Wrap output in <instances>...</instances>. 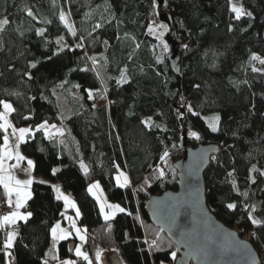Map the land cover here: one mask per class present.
Instances as JSON below:
<instances>
[{"label": "trees", "instance_id": "obj_1", "mask_svg": "<svg viewBox=\"0 0 264 264\" xmlns=\"http://www.w3.org/2000/svg\"><path fill=\"white\" fill-rule=\"evenodd\" d=\"M237 1L253 13L251 18L234 19L229 0H165L164 7L155 9L153 0H0V21H9L0 31V100L13 105L10 119L16 128L35 129L44 121L65 125L63 137L34 131L21 143V151L34 160L35 175L59 181L72 192L87 229V251L97 264L98 250L104 264L108 252L118 253L122 264H174L177 247L152 224L145 205L152 196L177 188L175 162L187 147L202 143L218 145L204 173L209 208L251 241L264 264V223L253 225L247 215L251 209L243 207L256 205L253 217L264 222V176L260 175L264 172V72H253L250 62L252 53L264 58V0ZM61 10L71 11L76 36L60 22ZM160 12L168 14L170 24L160 21ZM153 21L167 24L165 40L168 43L169 35L179 45V75L170 68V46L165 52L147 31ZM97 23L102 27L94 30ZM39 28L46 29L44 36L37 35ZM57 37H63L67 47L53 55L59 47ZM80 41L83 48L76 47ZM91 57L99 60L103 84L92 71ZM85 67L89 71H81ZM125 68L127 82L118 84ZM87 89L94 90V99L88 98ZM189 103L200 116L187 112ZM179 112L185 115L178 118ZM208 113L221 117L219 132L208 128L204 118ZM146 118H151L150 128L142 123ZM192 131L201 138L193 137ZM4 134L0 130V146ZM165 151L169 155L161 160ZM81 161L89 169L87 174ZM116 164L129 174V187L115 184ZM253 165L258 172H250ZM53 169L59 171L53 175ZM158 169L164 170L163 177ZM233 170L236 179L228 175ZM99 180L108 199L126 209L110 221L103 219L87 191ZM35 181L28 201L33 215L20 221L11 250L17 264H42L51 245L50 229L65 213L51 184ZM244 191L247 197L240 194ZM0 200H4L2 186ZM228 203H236L237 208L228 209ZM4 235L0 229V264H5ZM145 239L149 243L156 239L159 248L150 250ZM68 243L59 245L63 257L74 256Z\"/></svg>", "mask_w": 264, "mask_h": 264}, {"label": "snow or ice", "instance_id": "obj_2", "mask_svg": "<svg viewBox=\"0 0 264 264\" xmlns=\"http://www.w3.org/2000/svg\"><path fill=\"white\" fill-rule=\"evenodd\" d=\"M230 5V12L234 13V19L240 20L242 17H249L251 18L253 16V13L251 11H248L244 8L243 3L240 2L234 3L232 0H229ZM153 6L154 9L159 7V4L156 2V0H153ZM99 7V6H97ZM27 15L29 17L33 16L34 13L31 10V8L26 9ZM90 13H85V16H89ZM158 15V13H157ZM59 20L60 22L67 28V30L71 33L72 36H76L77 29L75 27V24L71 22V11L65 12L63 10L59 13ZM46 23H51V21H46ZM9 24V21L7 18L0 21V31H3L5 26ZM251 26V25H249ZM102 27L100 23H97L94 26V30ZM19 30V29H18ZM231 30V26L229 28ZM246 31L247 29H243ZM46 29L39 28L36 30L37 35L44 36ZM148 33L155 36L159 42L160 47L167 52L169 50V45L167 41L164 39V35L170 31L167 24H156L155 21L151 22L147 27ZM20 35L23 36L24 32H20ZM83 40V37L80 38ZM56 44L59 46L56 51L53 53V55H59L60 52L64 50L67 45L64 43L63 37H57L56 38ZM107 43V42H105ZM77 48H83L84 44L80 43L76 46ZM136 47L139 48L140 45L136 44ZM183 47L185 49H188V45L184 44ZM207 56L208 53H205ZM217 54L213 53V57L215 58ZM48 59H51V57H48ZM92 60V71L96 72V76L101 79V83L103 84V77L101 76V73L97 70V65L99 64V60H97L96 57H91ZM106 59V58H105ZM158 62H162V57H157ZM251 61H259L261 64H264V59H262L259 55L256 53H252L250 57ZM212 67H215V63L211 65ZM32 68H36L37 64L33 63L31 64ZM81 71H89L87 67L81 69ZM127 71V68L121 70V77L117 80V83H125L127 82V77L125 75ZM253 72H262L264 69L256 68L255 66H252ZM29 78L31 79V74H28ZM76 87H79V85H76ZM197 88H199V85H196ZM89 99H94V90L93 89H87ZM96 92H100V89L95 90ZM106 91V89H104ZM183 97H181V100L183 101ZM0 105L3 106V111H0V130H3L5 133L3 135V145L0 146V186H3V189L5 191L7 200L6 204L9 207H12L13 210L7 213L6 215L0 216V229H5L9 226H15L18 221H27L28 218L32 217L33 213L31 211L22 212L21 209L25 207L27 201L31 199L32 192H31V186L34 182V177L31 175L32 171L35 168V162L31 159H28L25 157L20 151V144L25 141V137L29 134H33L32 128H19L17 129L12 122L9 120V115L15 111L13 105L7 101L0 100ZM183 106V105H182ZM187 112L192 114L193 116H200V113L196 112L192 105L189 103L186 105ZM185 113L179 112L178 118L183 117ZM27 119V117H25ZM207 121V126L210 128L212 132H219L220 129V121L221 117L219 114L214 115L211 118H205ZM151 118H146L142 121V123L145 124L147 127H151ZM156 127H159V125H156ZM11 129V135L16 138L15 144L10 143V137L7 134L8 130ZM49 129H55V132L49 131ZM36 130H43L49 138H51L53 135H58L60 137H63L65 134L64 128H57L56 125H49L47 121L42 122L41 124L36 126ZM191 135L195 137L196 139L201 138V134L197 131H192ZM62 144L64 143V140L60 141ZM169 155L167 151L163 153V155L160 157L161 160H165V158ZM15 160L14 164H8V161ZM26 161L27 167H21V163ZM81 167L83 168L85 174L88 173L89 169L87 165L83 163V161L80 162ZM116 169V174L114 177L115 184L119 188H127L129 187L131 181L128 175L120 170V166L118 164L114 165ZM17 170L21 173H23L27 178L20 179L16 171ZM59 171V169H53L52 174L55 175L56 172ZM235 170L233 172L228 173L229 176H232ZM259 169H257L256 165H253L250 172L255 173L258 172ZM159 176L163 177L165 175V172L163 169H158ZM260 175L264 176V172H260ZM249 179L252 183L256 182V178L254 175H250ZM39 183L43 184L46 183V181H38ZM232 187L236 192H240L239 188L237 187V183L235 180H232ZM53 191L55 192V198L58 201H63L65 209H75V217L71 215H66V213H62V215L65 217V219L69 222V227H62L61 222L57 221L54 226L50 229L51 239H52V246L48 249L45 258L42 260V264H49V258L52 261H56L57 264H77L76 260L73 259H63L61 260L59 257V249L58 244L60 241H66L71 236L75 235L79 238L81 242H84L86 240V228H81L77 226V219L81 216V212L79 207L77 206V203L75 199L70 194H65L62 191V187L59 184H53L51 185ZM87 191L95 197L98 205L99 210L101 214L103 215V219L105 221L112 220L117 213H123L126 211L124 207H122L119 203H112L108 200L107 195L104 194L103 188L99 181H95L94 183L90 184L87 188ZM241 195L247 197L248 192L244 191L243 193H240ZM15 197V199H13ZM226 207L230 210H235L237 208L236 203H228ZM245 210L251 209L250 211H247L248 218L251 220V223L253 225H260L262 222L259 219H256L253 217V212L256 210V205H243ZM109 230L111 229V225H108ZM71 229V230H70ZM162 230V229H161ZM158 235V234H157ZM18 232L13 230H9L5 234V239L3 240V248L5 255L9 258L8 264H13V261L15 260V257L13 256L12 249L15 246V241L17 239ZM145 244L148 245L149 249L159 248V244L157 243L156 239H153L150 243L147 239L144 241ZM73 248L69 247L68 251H72ZM75 255L77 257H82L85 261H88V264H93L92 259L89 258V255L87 252L82 251L81 245H75L74 246ZM207 254V253H205ZM171 256L173 259L176 257V252H172ZM102 257V252L98 250L95 254V260L100 261ZM163 264V262H161Z\"/></svg>", "mask_w": 264, "mask_h": 264}, {"label": "water", "instance_id": "obj_3", "mask_svg": "<svg viewBox=\"0 0 264 264\" xmlns=\"http://www.w3.org/2000/svg\"><path fill=\"white\" fill-rule=\"evenodd\" d=\"M159 7L165 0H156ZM33 19L35 15L31 16ZM161 22L170 24L166 12L159 13ZM168 60L172 72L180 74L179 45L167 35ZM218 145L202 143L189 146L175 162L178 185L152 196L145 210L152 224L164 231L177 247L174 264H260L261 258L250 240L221 220L209 208L204 173ZM73 248V244H70ZM207 253V254H205ZM116 252H108L106 264H122Z\"/></svg>", "mask_w": 264, "mask_h": 264}, {"label": "crops", "instance_id": "obj_4", "mask_svg": "<svg viewBox=\"0 0 264 264\" xmlns=\"http://www.w3.org/2000/svg\"><path fill=\"white\" fill-rule=\"evenodd\" d=\"M11 121V120H10ZM50 125V124H49ZM54 125V124H53ZM31 128L30 126H25V127H21V128ZM56 127L57 128H64L65 130H66V127H65V125L64 124H56ZM17 129H19V128H17ZM33 129V128H32ZM11 130V129H10ZM34 131H36V128L35 129H33V132ZM49 131H51V132H55V129H49ZM54 136V135H53ZM27 137V136H26ZM26 137H25V139H26ZM15 141H16V138L15 137H13L12 139H10V143L11 144H15ZM19 151L23 154V152L21 151V144H20V148H19ZM25 157H27L28 159H31V160H33L31 157H28V156H26L25 154H23ZM34 161V160H33ZM15 163V160L13 159V160H10V161H8V164H14ZM21 167H27V163H26V161H24V162H22L21 163ZM14 171H16V174H17V176L20 178V179H25V178H27L23 173H21V172H19V171H17V170H14ZM31 175L34 177V180H38V181H41V180H43V181H46V183L47 184H51V185H53V184H59V185H61V183L59 182V181H52V180H50V179H48V178H45V177H43V176H37V175H35V173H34V170L32 171V173H31ZM129 175V174H128ZM130 178V177H129ZM131 181V180H130ZM131 184V183H130ZM62 187V186H61ZM2 188H3V186H2ZM63 188V187H62ZM63 192L65 191V190H62ZM32 192V191H31ZM65 194H70L73 198H74V196H73V194H72V192L71 191H65L64 192ZM3 198H4V200L6 201L7 200V197H6V194H5V191H4V189H3ZM13 199H15V197H13ZM30 200V199H29ZM28 200V201H29ZM28 201H27V203H26V205H25V207L24 208H22L21 209V211L22 212H26V211H30L29 210V208H28ZM78 206V205H77ZM13 210V208L12 207H10V210L9 211H7L6 212V214L7 213H9L10 211H12ZM65 213H66V215H71V216H73V217H75V209H65ZM5 214V215H6ZM103 216V215H102ZM58 221H60L61 222V226L62 227H69V222L65 219V217H63V218H61L60 220H58ZM19 223H20V221H18L17 222V224L15 225V226H9V227H7V228H5V229H2V231L4 232V234H6V232L7 231H9V230H15V231H17L18 232V235H19V230H18V225H19ZM54 226V225H53ZM77 226L78 227H81V228H85L84 227V225L80 222V217L77 219ZM71 230V229H70ZM17 238H18V236H17ZM4 239H5V235H4ZM17 240V239H16ZM69 243H68V245H69V247H70V244H73V254H74V256L73 257H76V255H75V251H74V246L75 245H78V242H79V238L77 237V236H75V235H73V236H71L69 239ZM86 241V240H85ZM16 242V241H15ZM62 241H60V243H61ZM60 243L58 244V249H59V245H60ZM52 246V239H51V245H50V247ZM85 246H86V243H85ZM82 247V246H81ZM82 251H84V252H87L88 253V251H87V247L83 250V248H82ZM5 254V253H4ZM88 255H89V253H88ZM14 256V255H13ZM59 257H60V259L61 260H63V259H66V258H68V257H63V256H61L60 255V252H59ZM79 258H82V257H77V259H76V261H77V264H78V259ZM89 258L90 259H92V261H93V264H97L95 261H94V259L89 255ZM8 257L5 255V264H8ZM13 264H17V262H16V259L13 261ZM49 264H57V262L55 263L54 261H52L50 258H49ZM85 264H88V261H86L85 262ZM161 264V263H160ZM163 264H173L172 262H163Z\"/></svg>", "mask_w": 264, "mask_h": 264}, {"label": "rangeland", "instance_id": "obj_5", "mask_svg": "<svg viewBox=\"0 0 264 264\" xmlns=\"http://www.w3.org/2000/svg\"><path fill=\"white\" fill-rule=\"evenodd\" d=\"M234 3H238V1L237 0H234ZM239 4V3H238ZM158 24V23H157ZM159 24H161V23H159ZM166 35V34H165ZM165 35H164V39H165ZM258 55V54H257ZM260 56V55H259ZM261 57V56H260ZM262 58V57H261ZM262 59H264V58H262ZM98 60V59H97ZM251 64H252V66H255L256 68H259V69H264V64H261L259 61H251ZM262 72H264V71H262ZM7 102H9V103H11L10 101H7ZM0 111H3V107H2V109H0ZM217 113H208V114H204V118H211V117H213L214 115H216ZM9 120H11L10 119V115H9ZM8 135H9V137H10V139H12L14 136H12L11 135V130L9 129L8 130V133H7ZM123 172H125L127 175H128V173L126 172V171H124V170H122ZM128 177H129V175H128ZM99 182H100V184H101V186H102V188H103V185H102V182L99 180ZM62 190H65L64 188H62ZM65 191H67V190H65ZM64 191V192H65ZM103 191H104V189H103ZM104 194H105V191H104ZM95 198V197H94ZM108 198V197H107ZM109 200V199H108ZM110 201V200H109ZM110 202H112V201H110ZM113 203V202H112ZM119 213H117L116 214V216L118 215ZM115 216V217H116ZM258 229V228H257ZM258 231H259V229H258ZM247 239V238H246ZM78 245H81L82 246V248H83V250L86 248V246H85V241L84 242H81L80 240H79V242H78ZM105 256L108 258V253H106L105 254ZM66 259H73V260H76L77 259V256L76 257H68V258H66ZM55 263H56V261H54ZM99 264H104V261L101 259L100 261H99Z\"/></svg>", "mask_w": 264, "mask_h": 264}, {"label": "built area", "instance_id": "obj_6", "mask_svg": "<svg viewBox=\"0 0 264 264\" xmlns=\"http://www.w3.org/2000/svg\"><path fill=\"white\" fill-rule=\"evenodd\" d=\"M82 43V41H80L78 44ZM231 179H236V176L233 174L231 176ZM10 210V207L6 204L5 200H0V216H3L6 214L7 211ZM252 236H256L257 233L255 231H253L251 233ZM85 260L83 258H79L78 259V264H85Z\"/></svg>", "mask_w": 264, "mask_h": 264}]
</instances>
